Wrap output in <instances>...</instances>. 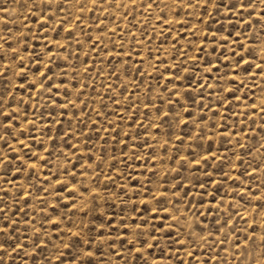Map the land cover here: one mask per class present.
<instances>
[{
    "label": "rangeland",
    "instance_id": "obj_1",
    "mask_svg": "<svg viewBox=\"0 0 264 264\" xmlns=\"http://www.w3.org/2000/svg\"><path fill=\"white\" fill-rule=\"evenodd\" d=\"M188 3L0 0V264H264V3Z\"/></svg>",
    "mask_w": 264,
    "mask_h": 264
},
{
    "label": "snow or ice",
    "instance_id": "obj_2",
    "mask_svg": "<svg viewBox=\"0 0 264 264\" xmlns=\"http://www.w3.org/2000/svg\"><path fill=\"white\" fill-rule=\"evenodd\" d=\"M64 2L66 3V2H68V0H64ZM92 2L93 3H96V0H92ZM176 2L183 3L184 0H176ZM237 3L241 6L239 9H237V5L236 4L231 3V0H229V4H225L224 7L226 9H228L229 11H231V10H237L238 12H242V11H244L246 9H250V8H253L254 6H258V5H255V0H248V3H245V0H237ZM261 3H264V0H261ZM195 4L196 5H204L205 6V10L207 9V6L208 5H211L216 10V14L218 15L219 14L220 7H221V4H222V0H195ZM149 6H151V5H149ZM61 7H63L62 4H61ZM188 7L189 8L195 7V5L193 3H191V0H189ZM247 23L249 24V26H251V21L250 20L247 21ZM213 35H215V33H213ZM226 39H227V37H225V40ZM235 43H240V41L237 40V41H235ZM223 46L224 45H221V47H223ZM0 47H3V45H0ZM250 54H252V53L250 52ZM241 60H243V62L246 63V64H250V61L245 60L243 57H241ZM239 65H240V61H237V67L238 68H239ZM256 67H258V68L261 67V64L258 63L256 65ZM21 71H23V66L22 65H21ZM183 71H188V69H183ZM0 75H4V74L3 73H0ZM41 75L44 77V80L50 79V77L48 76L47 73H41ZM178 78L179 77L177 76V79ZM234 86H235V79L233 78V84L228 89V91L232 95H235V93L232 92V88ZM41 87H43V81H41ZM54 87H59V85H56L54 83L53 84H49L48 87L46 89H44V91H51L52 88H54ZM200 87L206 88V87H212V85H205V84L201 83L200 84ZM217 87H219V85H217ZM173 95H177L178 96L179 93H173ZM7 98L8 97H7L6 94L5 95H0V101L7 100ZM225 99L227 100L228 98L225 97ZM167 102L169 104H173V103H178L179 101L178 100L177 101H173L172 98L169 97V99H168ZM153 106H155V105H153ZM2 107H3V104H0V108H2ZM61 107H64V105H61ZM4 115H7V113L0 111V116H4ZM163 115L164 116H168L169 115V112H164ZM0 123H4V122L0 121ZM5 126L10 127L11 125L10 124H6ZM222 128H223V125H222ZM221 135L222 136L224 135V132L223 131L221 132ZM201 138H203V136H201ZM50 139H54V138L53 137H50ZM178 139H180V138L178 137ZM209 139H211V138H209ZM223 143H228V141H223ZM240 146L243 147V145H240ZM73 155H75V153H73ZM210 155H212V154L209 151L206 155H204V156L201 157V159H203L205 161V164H204V167L205 168H210L211 167V163H209V156ZM181 159H183V157H181ZM222 159L227 160V157H222ZM10 160H11L12 163H15L16 158L15 157H10ZM212 162H215V157H213ZM193 163H197V161H193ZM4 164H5V161L2 158H0V166H3ZM31 166H32V168H35L36 167L35 163H33ZM4 171H7V169L5 168ZM16 171L19 172L21 170L19 168H17ZM257 171H258V169H257ZM65 174L66 175L70 174L73 177H75V175H76V173H75L74 170H69ZM204 174L206 176H211L212 175L211 172H205ZM253 179H255V177H253ZM224 182L225 181H216L215 183L220 184V183H224ZM53 183H58L59 184V183H63V182L59 181V177L57 176L56 180H54ZM203 186H204L203 184L200 185V187H203ZM64 190H67L66 187H65ZM40 191H44V189L42 188V189H40ZM248 191H251V189H248ZM60 194H61V191L59 189H57L56 195L59 196ZM20 195L22 196V193ZM81 195L82 196H87L88 195V192L85 191V190H83V189H81ZM258 196H259V194L256 195V198H258ZM0 199H3V197H0ZM69 199H73L74 200V199H76V197L75 196H72V197H69ZM93 204H95V201H93ZM254 207H256V209H257L256 215H259V213L261 211H264V203L258 204V205L254 206ZM3 211H5V209L3 207H0V212H3ZM87 215H88V213H87V211H85L84 212V215L81 218L82 219H86L87 218ZM2 220H3V217H0V222H2ZM145 223H147V222H145ZM106 226L108 228H112V223L110 222ZM126 226L127 225H125V224H122L121 225V227H126ZM131 226L133 228H140L141 227V225H137V224H134V223ZM256 227L257 226H255V225L253 226V229H252V234L253 235H255ZM4 231H5V228L4 227H0V232H4ZM73 235H76V233H73ZM135 235H136V240L132 242L133 248L135 247V243L137 241L143 242L145 245H147V247L149 249H151L153 247V245L147 244V240L144 238V234L142 232H137V233H135ZM119 238L120 237L117 236V239H119ZM152 239H156V237L154 236V234L152 235ZM91 242L94 243V241H91ZM37 246H39V245H37ZM17 247H23V246L22 245H17ZM109 247H111V245H109ZM135 250L137 252L140 251L139 248H136ZM12 251L15 252L16 251V247H13L12 248ZM3 252H4V246L3 245H0V253H3ZM86 255L89 256V257H92L94 254H93L92 251L88 250V251H86ZM3 259H4V256L3 255H0V261H3ZM61 264H63V261H61ZM86 264H91V262L88 261V262H86Z\"/></svg>",
    "mask_w": 264,
    "mask_h": 264
}]
</instances>
